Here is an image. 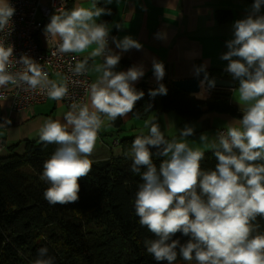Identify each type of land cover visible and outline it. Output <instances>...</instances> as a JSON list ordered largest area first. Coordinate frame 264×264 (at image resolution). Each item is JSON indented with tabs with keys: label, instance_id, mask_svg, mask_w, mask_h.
<instances>
[{
	"label": "clouds",
	"instance_id": "clouds-1",
	"mask_svg": "<svg viewBox=\"0 0 264 264\" xmlns=\"http://www.w3.org/2000/svg\"><path fill=\"white\" fill-rule=\"evenodd\" d=\"M262 4L264 0H254L249 14L233 23L232 38L226 41L228 50L221 56L228 61L225 71L238 81L233 93L243 112L242 119L218 130L215 139L201 133L198 147L187 141L194 134L192 126L181 129L179 137L167 139L159 125L150 120L144 125L147 134L136 136L125 152L132 160L131 171L142 181L135 194V213L139 224L156 237L144 241L146 252L156 261L173 264L179 246L183 260L196 264H264V233L254 235L259 228L254 222L257 217L264 218V14H258ZM14 12L9 0H0V31L9 27ZM105 13L110 15L111 10L97 7L94 2L90 8L75 7L52 15L44 29L47 38H58L60 53H87L70 69L74 75H85L90 70L98 74L90 85V106L73 103L63 123L48 119L39 129L44 145H56L41 175L49 185L43 197L52 205L79 200V180L91 172L89 157L100 130L126 117L144 96L134 87L145 74L142 66L115 70L121 57L108 47V25L97 22ZM166 35L158 32L156 38L166 39ZM112 40L122 51L143 47L129 35ZM97 57H102L103 63L90 69L89 59ZM12 58L13 47L0 44V88L11 85L25 91L39 89L55 101L68 95L66 85L49 79L27 55L16 59L23 71H10ZM152 67L155 79L161 81L165 76L163 62L154 59ZM201 72L204 76L200 86L203 88L207 82L215 87L206 64L196 66L195 73ZM158 94H167L163 84L149 90L151 97ZM206 149L213 150L217 158L214 170L201 166ZM154 155L165 157L159 168L153 162ZM178 232L191 238L184 244L171 239ZM34 264H54L46 246L37 250Z\"/></svg>",
	"mask_w": 264,
	"mask_h": 264
},
{
	"label": "trees",
	"instance_id": "trees-1",
	"mask_svg": "<svg viewBox=\"0 0 264 264\" xmlns=\"http://www.w3.org/2000/svg\"><path fill=\"white\" fill-rule=\"evenodd\" d=\"M69 6L64 12H68ZM217 16L220 22H227L233 13L223 10ZM207 72L209 76H227L220 69L211 68ZM160 84L167 88V94L151 97L149 90ZM136 89L143 91L144 96L136 102L132 114L142 119L167 112H175L187 121L199 120L211 112L240 119L243 116L225 88H212L205 97H196L167 82L155 86L142 83ZM3 121L0 104V124ZM113 124L121 129L123 119L117 118ZM136 136L119 140L122 155L92 162L91 172L79 180V200L66 205H52L43 197L49 186L41 180L43 165L53 154L54 144L28 139L7 145L4 141L8 153L0 154V264H34L37 250L44 246L54 264H168L166 260L156 261L146 252L144 241L156 237L139 224L135 213V194L142 181L131 171L132 160L125 152L130 150ZM151 151L155 153L156 149L153 147ZM163 159L153 156L157 168ZM217 162L210 150L204 153L201 166L214 170ZM254 223L259 224L254 235L264 233V218L257 217ZM190 238L178 232L171 239L184 244ZM177 252L173 264H196L183 260L179 246Z\"/></svg>",
	"mask_w": 264,
	"mask_h": 264
},
{
	"label": "crops",
	"instance_id": "crops-1",
	"mask_svg": "<svg viewBox=\"0 0 264 264\" xmlns=\"http://www.w3.org/2000/svg\"><path fill=\"white\" fill-rule=\"evenodd\" d=\"M69 2L68 11L75 7L90 8L94 2L97 7L111 10L110 15L102 14L97 22H104L110 28L108 47L121 57L116 71H126L133 65L144 68L145 74L134 83L135 88L142 83L155 86L164 82L171 83L172 80L197 77L196 66L206 64L207 71L211 68L220 69L227 76H219L235 82V87L225 89L229 91L230 101L240 107L233 93V89L238 87V81L233 80L225 71L228 61L221 59V56L228 50L226 41L232 38L233 23L249 14L254 0H112L111 3H107L106 0H69ZM223 10L232 11L233 17L230 21L218 20L217 14ZM258 14H264V4ZM117 24L120 25L119 28L116 27ZM44 29L40 33L42 38ZM158 32L166 33V39H157ZM126 35L138 40L143 45L142 49L129 51L118 49L112 37L122 39ZM78 55L82 62L87 53ZM154 59L162 61L165 67V76L161 81H157L153 74ZM99 63H103L102 57L88 61L90 69L94 64ZM89 74L94 83L98 74L91 70ZM52 80L61 84L63 78L56 75ZM0 104L4 115V121L0 124V139L7 145L19 141L25 142L28 139L39 142V129L43 123L48 119L60 120L63 123L64 115L71 110L62 100L55 101L50 98L22 110L11 109L9 98H0ZM84 104L90 106V92ZM122 119L121 129L111 122L100 130L95 150L89 157L92 162L122 155L119 140L141 134L139 128H145V123L150 120H154L157 124L160 122L162 133L169 139L173 136L179 137L180 130L186 125L192 126L194 134L188 137L187 141L191 146L198 147L201 133L208 135L210 140L215 139L218 130L225 129L229 123H238L240 118L226 113L211 112L199 120L187 121L175 112H167L158 115L153 113L148 119H142L133 116L131 112ZM173 128L175 131L170 133ZM54 146L56 148V145ZM23 147L24 143L20 148ZM210 150L206 149L205 152ZM7 153L6 147L0 149L1 155Z\"/></svg>",
	"mask_w": 264,
	"mask_h": 264
},
{
	"label": "built area",
	"instance_id": "built-area-1",
	"mask_svg": "<svg viewBox=\"0 0 264 264\" xmlns=\"http://www.w3.org/2000/svg\"><path fill=\"white\" fill-rule=\"evenodd\" d=\"M9 3L15 8V12L9 27L0 31V44L13 47V63L10 71H23V66L17 64L16 59L19 60L22 55H27L48 74L49 79L52 80L56 75L63 78L61 84L67 86L68 95L62 99V102L68 108L73 103L84 104L92 84L90 74L88 72L77 76L70 70L81 61L80 56L74 53H60L57 47L58 38L51 36L47 38L45 32L43 38L40 36L51 16L65 11L68 0H10ZM211 89L206 85L201 87L200 92H204L200 97L208 96ZM0 98H9L11 109L22 110L45 102L49 97L39 89L25 91L23 88L9 85L0 90ZM4 147V142L0 139V149Z\"/></svg>",
	"mask_w": 264,
	"mask_h": 264
},
{
	"label": "water",
	"instance_id": "water-1",
	"mask_svg": "<svg viewBox=\"0 0 264 264\" xmlns=\"http://www.w3.org/2000/svg\"><path fill=\"white\" fill-rule=\"evenodd\" d=\"M203 76L204 74L200 73L197 77L172 80L171 84H173L175 87L180 88L192 95H195V93H198L201 91L200 81L203 79ZM209 79L215 80V87H210V88H216V87L233 88L235 87L234 81L229 80L227 78H223L219 75H211L209 76ZM204 85L208 86V83L205 82Z\"/></svg>",
	"mask_w": 264,
	"mask_h": 264
},
{
	"label": "rangeland",
	"instance_id": "rangeland-1",
	"mask_svg": "<svg viewBox=\"0 0 264 264\" xmlns=\"http://www.w3.org/2000/svg\"><path fill=\"white\" fill-rule=\"evenodd\" d=\"M195 96L196 97H200V95H196V94H195ZM158 125L161 126V123L159 122ZM174 131H175V128H173L172 129V132H170V133H173ZM139 132H146L147 133L148 132V129H146V128H139ZM133 136H135V135H133ZM19 150L22 151V148H19ZM3 152L5 153L6 151L4 150Z\"/></svg>",
	"mask_w": 264,
	"mask_h": 264
},
{
	"label": "bare ground",
	"instance_id": "bare-ground-1",
	"mask_svg": "<svg viewBox=\"0 0 264 264\" xmlns=\"http://www.w3.org/2000/svg\"><path fill=\"white\" fill-rule=\"evenodd\" d=\"M204 91H202V92H199V93H196L197 95H200V94H202Z\"/></svg>",
	"mask_w": 264,
	"mask_h": 264
}]
</instances>
